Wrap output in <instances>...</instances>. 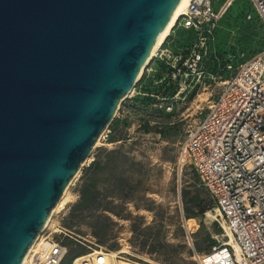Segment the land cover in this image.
Returning <instances> with one entry per match:
<instances>
[{
  "label": "water",
  "instance_id": "obj_1",
  "mask_svg": "<svg viewBox=\"0 0 264 264\" xmlns=\"http://www.w3.org/2000/svg\"><path fill=\"white\" fill-rule=\"evenodd\" d=\"M179 0H0V264H21Z\"/></svg>",
  "mask_w": 264,
  "mask_h": 264
},
{
  "label": "rangeland",
  "instance_id": "obj_2",
  "mask_svg": "<svg viewBox=\"0 0 264 264\" xmlns=\"http://www.w3.org/2000/svg\"><path fill=\"white\" fill-rule=\"evenodd\" d=\"M189 39V34L179 29L172 45L181 49ZM262 48L264 23L249 0H235L222 17L215 38L204 49L198 79L181 86L168 78L161 80L166 67L154 58L153 81L144 84L142 71L131 94L119 103L89 160L69 181L66 202L54 212L50 223L58 219L94 243L115 252L121 248L133 258L194 264L186 228L200 251L223 237L218 222L208 215L214 213L212 197L195 171L186 167L179 177L175 170L178 143L204 113L224 78L240 61ZM117 148L125 155L110 170L93 175L90 169L83 175L96 155L103 160L107 151ZM89 176L105 198L97 208L73 209ZM103 205L113 211L102 209ZM103 229L100 243L95 231ZM85 250L77 244L68 258Z\"/></svg>",
  "mask_w": 264,
  "mask_h": 264
},
{
  "label": "built area",
  "instance_id": "obj_3",
  "mask_svg": "<svg viewBox=\"0 0 264 264\" xmlns=\"http://www.w3.org/2000/svg\"><path fill=\"white\" fill-rule=\"evenodd\" d=\"M234 1L188 0L143 73L155 58L166 67L161 80L181 86L198 79L204 49ZM249 1L264 23V0ZM179 29L190 39L176 49L172 42ZM174 164L179 177L186 167L195 171L212 197L211 210L223 237L200 251L186 228L194 264H264V48L240 61L224 78L204 113L179 141ZM77 244L86 250L68 258ZM120 250L112 255L55 219L28 248L21 264H166Z\"/></svg>",
  "mask_w": 264,
  "mask_h": 264
},
{
  "label": "trees",
  "instance_id": "obj_4",
  "mask_svg": "<svg viewBox=\"0 0 264 264\" xmlns=\"http://www.w3.org/2000/svg\"><path fill=\"white\" fill-rule=\"evenodd\" d=\"M124 155L125 152L121 151L119 148L107 151L106 157L103 160L100 159L98 155H96L95 158L92 160L91 164L87 168L83 169L84 172L83 175H85V173H87L90 169H93V175L99 174L100 172L104 173L110 170L112 165H115L117 162H119L121 160L120 157ZM119 186L120 184H118L117 187ZM79 193H80L79 198L73 205V209L97 208L101 206L102 203L101 200L105 198V195L100 196V192L95 187L93 183V178L90 176L88 178V182L82 186ZM101 208L105 210L113 211L110 207H107L106 205H103ZM104 234H105V229H103L101 232L95 231V235L99 238L98 240L100 243L103 241Z\"/></svg>",
  "mask_w": 264,
  "mask_h": 264
},
{
  "label": "bare ground",
  "instance_id": "obj_5",
  "mask_svg": "<svg viewBox=\"0 0 264 264\" xmlns=\"http://www.w3.org/2000/svg\"><path fill=\"white\" fill-rule=\"evenodd\" d=\"M187 1L188 0H179V2L174 7V9H173L171 15L169 16L164 28L162 29L161 33L159 34V36L157 38V41H156L155 45L153 46V48L151 50V53L149 54V56L147 57V59L145 60V62L143 64V67H142L141 72H140L141 74H142V71L144 70L145 66L147 65L149 59L151 58V55L154 53L155 49L157 48V46L165 39V37L168 35V33L170 32L171 28L173 27L176 19L180 16V14H182V12H183V10H184V8L186 6ZM129 94H131V92ZM129 94H127V95H129ZM102 134H103V132L99 135L98 139L95 142V145L99 144V140H100ZM87 160H89V158H87L85 160V162ZM78 172L69 181H72L77 176ZM68 189H69V184H67V186L65 187V189H64L63 193L61 194L60 198L58 199L56 204L52 207L49 217L47 218V220L44 223V225L41 228V230L37 233L36 237L34 238L33 242L31 243L30 247L35 242L37 237L40 235L41 231L51 222L54 212L59 211L64 206V203L66 202V196H67V193H68ZM208 215L213 216V218H214V213H213V215L208 213ZM122 251L125 252L124 250L121 249L120 252H122ZM110 252L112 253V255H115V253H116L115 251H110Z\"/></svg>",
  "mask_w": 264,
  "mask_h": 264
},
{
  "label": "crops",
  "instance_id": "obj_6",
  "mask_svg": "<svg viewBox=\"0 0 264 264\" xmlns=\"http://www.w3.org/2000/svg\"><path fill=\"white\" fill-rule=\"evenodd\" d=\"M149 68L150 69H147V70H145L144 71V80H143V83L144 84H148V82L150 81V80H152L153 81V61L150 63V65H149ZM143 91H141V94H143L142 93Z\"/></svg>",
  "mask_w": 264,
  "mask_h": 264
}]
</instances>
